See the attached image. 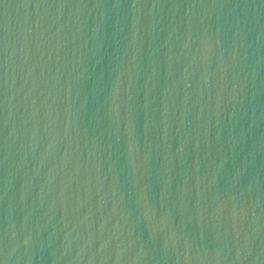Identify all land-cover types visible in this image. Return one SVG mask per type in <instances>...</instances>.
Masks as SVG:
<instances>
[{
  "label": "water",
  "instance_id": "water-1",
  "mask_svg": "<svg viewBox=\"0 0 264 264\" xmlns=\"http://www.w3.org/2000/svg\"><path fill=\"white\" fill-rule=\"evenodd\" d=\"M0 264H264V0H0Z\"/></svg>",
  "mask_w": 264,
  "mask_h": 264
}]
</instances>
